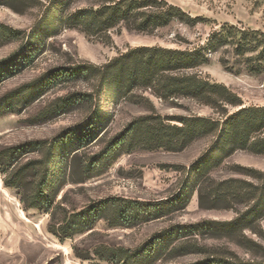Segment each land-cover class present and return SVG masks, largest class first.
Returning <instances> with one entry per match:
<instances>
[{"label":"rangeland","instance_id":"374dc122","mask_svg":"<svg viewBox=\"0 0 264 264\" xmlns=\"http://www.w3.org/2000/svg\"><path fill=\"white\" fill-rule=\"evenodd\" d=\"M101 1L66 0L58 4L55 0H0V23L19 31L16 37H0V61L15 57L0 65V264H112L99 259L94 251L101 246L141 251L171 227L232 220L243 205L213 206L209 195L212 181L252 180L237 171V166L264 172V155L237 150L204 176L190 177V166L210 146L214 140L211 135L179 151L144 144L146 128L157 121L173 124L176 122L170 119L188 115L220 117L211 107L193 99L163 100L150 90L136 88L126 97L102 94L93 104L71 109L64 105L63 98L73 92L93 91L94 82L62 81L44 90L34 84L52 69L84 62L100 66L138 46L191 48L225 22L264 33V0H165L207 21L194 26L175 21L153 34L119 25L111 30L109 43L91 41L57 18L50 27L35 30L49 9L58 17L80 8H94ZM28 38L39 48L25 62L27 51L21 48ZM17 52L20 55L16 57ZM219 56L220 52L211 54L197 70L229 87L243 105L264 106V71L251 72L244 67L239 73L227 71L219 63ZM96 110L101 114L95 120L91 116ZM139 119L147 122L140 127L138 137L117 144ZM95 128L100 130L93 137ZM38 194L43 195L42 201L34 198ZM109 197L141 203L168 199L174 200V207L160 217L138 219L131 226L100 218L90 229L66 237L51 232V225L62 232L72 214L85 211L88 215ZM259 225L264 230V218ZM242 232L258 239L248 229ZM188 239L231 250L244 259L253 258L250 251L224 235L209 237L196 232ZM168 242L170 248L178 241ZM75 248L87 258L77 256ZM165 254L151 264H189L202 258L198 254Z\"/></svg>","mask_w":264,"mask_h":264},{"label":"trees","instance_id":"16d2710c","mask_svg":"<svg viewBox=\"0 0 264 264\" xmlns=\"http://www.w3.org/2000/svg\"><path fill=\"white\" fill-rule=\"evenodd\" d=\"M55 1L62 4L66 0ZM56 18L62 20L68 27L79 30L89 40L103 43L111 41L110 32L119 25H124L137 33L153 34L175 21L187 26L207 21V18L192 16L181 7L165 0H103L94 8H80L67 15L59 14L58 17L49 9L35 30L44 26L50 27ZM18 33L19 31L0 23V37H16ZM36 37L37 34L32 38ZM38 48L37 44L28 38L21 48L27 51L24 61H30L38 53ZM218 52H220L218 61L227 71L239 73L242 67L251 72L264 71V33L225 22L218 29L212 30L204 42L191 48L138 46L128 49L100 66L84 62L52 69L38 78L34 84H39L38 87L44 90L62 81L80 79L94 82L93 91L73 92L63 98L64 105L71 109L93 104L102 94L109 98L126 97L136 88L150 90L163 100L190 98L211 107L219 118L179 116L170 119L176 123L163 124L162 121H157L145 130V145L164 147L170 151H179L194 140L211 135L214 140L210 146L190 166V177L198 178L237 150L264 155V106L243 105L241 98L229 87L203 76L197 70L209 61L211 54ZM18 55L20 53L17 52L16 57ZM14 58L13 55L3 59L0 65ZM229 107L234 110L229 111ZM100 114L101 111L96 110L91 117L96 120ZM146 120L135 121L127 136L122 137L117 144L124 142L126 138L138 137L139 129L147 122ZM99 130L95 128L93 137ZM35 144L37 143L32 145ZM236 170L252 180L228 178L218 182L212 181L209 187L213 206L234 208L236 205H243V209L237 210L232 220L202 221L171 227L159 233L141 251L101 246L94 254L112 264H151L164 253L168 257L185 254L202 256L201 259L189 264H264V230L259 225V221L264 218V172L243 166H237ZM7 181L6 184L9 183ZM34 198L36 201L44 199L41 194ZM173 201L167 199L155 203H141L136 200L109 197L95 205L88 215L85 211L72 214L62 232L52 225L50 230L57 236L66 237L70 233L90 229L94 221L100 218L108 219L111 223L131 226L138 219L160 217L169 207H174ZM245 229L250 230L258 239L244 234L242 231ZM196 232L207 234L209 237L219 235L230 237L237 245L250 251L253 258L244 259L231 250L225 248L220 250L189 240L188 235ZM169 239L178 242L168 248ZM75 252L77 256L87 258L76 248Z\"/></svg>","mask_w":264,"mask_h":264}]
</instances>
